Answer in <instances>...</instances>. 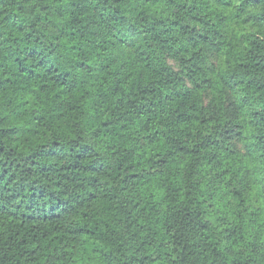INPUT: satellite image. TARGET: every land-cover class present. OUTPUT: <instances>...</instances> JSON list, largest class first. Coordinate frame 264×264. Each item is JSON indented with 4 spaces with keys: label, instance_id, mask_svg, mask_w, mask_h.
Here are the masks:
<instances>
[{
    "label": "trees",
    "instance_id": "trees-1",
    "mask_svg": "<svg viewBox=\"0 0 264 264\" xmlns=\"http://www.w3.org/2000/svg\"><path fill=\"white\" fill-rule=\"evenodd\" d=\"M0 264H264V0H0Z\"/></svg>",
    "mask_w": 264,
    "mask_h": 264
}]
</instances>
